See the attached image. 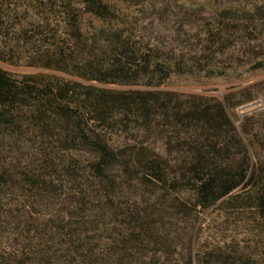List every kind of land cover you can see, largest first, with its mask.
Returning <instances> with one entry per match:
<instances>
[{"label":"trees","instance_id":"1","mask_svg":"<svg viewBox=\"0 0 264 264\" xmlns=\"http://www.w3.org/2000/svg\"><path fill=\"white\" fill-rule=\"evenodd\" d=\"M127 1L83 0L85 13L67 24L75 53L82 56L80 63L65 55L72 46L60 47L59 58L44 67L77 73L90 82L161 86L173 75L196 76L197 71L224 75L205 63L202 54L233 45L236 32L264 29L262 0H187L189 10L204 15L199 45L192 56L167 53L153 37L136 41L132 27L136 19L127 13L135 7L144 15L145 9L156 6L154 2L146 5L145 0H137L124 13ZM85 15L92 20L90 29ZM251 69H264V58ZM43 85L18 82L0 71V127L12 126L17 121L14 110L19 108L28 109L39 127L52 112L75 146L81 141L95 154L88 167L93 180L82 185L84 174L76 173L70 162L57 165L58 158L45 159L41 169L37 162L26 165L15 174L23 178L15 187L22 185L29 193L25 215L16 216L15 210L20 209L3 203L10 172L0 168V264H264V256L248 252L243 245L210 246L200 237L202 215L222 212L245 197L264 217V141L246 125L248 119L237 128L230 115L252 98L234 103L231 96L219 100L171 92L117 94L91 87H83L87 94L78 98L69 85H46V91L41 90ZM70 107L80 112L76 124ZM117 112L137 116L149 122V128L151 119L161 115L171 129L167 157L137 150L122 156L82 128L86 116L106 123ZM251 117H264V113ZM135 181L150 189L155 201L146 194L131 207L122 201L124 188L133 189ZM183 188L186 194L181 193ZM34 195L37 198L29 202ZM181 215L192 218L180 235L173 219ZM181 241L184 250H178Z\"/></svg>","mask_w":264,"mask_h":264},{"label":"rangeland","instance_id":"2","mask_svg":"<svg viewBox=\"0 0 264 264\" xmlns=\"http://www.w3.org/2000/svg\"><path fill=\"white\" fill-rule=\"evenodd\" d=\"M136 1L128 0L126 7L124 3V13L125 8H131ZM151 1L157 7L153 5L150 9H145L144 15L140 12L141 9L135 7L127 11L136 19L132 26L136 41H143L142 36L146 39L153 37V40L159 42V48H165L167 53L176 52L192 56L194 54L192 52L199 45L198 35L203 26V21L201 22L203 14L197 9L189 10L186 6L187 0ZM191 1L198 3L200 0ZM145 2L146 5L150 4V0ZM85 9L83 0H0V71L18 82H44L45 85L41 89L44 91L47 90L46 85L48 87L69 85L78 98L87 94L83 87L117 94L171 92L179 95H203L219 100L231 96L234 103L252 98L254 101L230 111V115L237 128L245 118L248 119L246 125L259 135L261 142L264 141V117H251L254 113L241 116L242 109L251 105H255L256 112L264 113V69H251L252 64L264 58V29L253 34L236 32L233 45L219 53L212 51L202 54L205 63H212L217 68L215 70L224 75L207 76V72L198 71L196 76L173 75L161 86L153 87H146L143 82L138 86L103 84L83 80L77 73L69 74L44 67L45 64L55 62L59 58L60 47L69 49L72 46V50L65 55L67 59L75 60L74 64L80 63L82 56L75 53L72 35L67 33V24L75 22L77 14L81 17ZM85 18L86 27L90 29L92 20L87 15ZM71 68L75 71L77 69ZM70 108L76 124L80 112L75 113L76 110ZM14 112H16L14 119L17 121L12 126L0 127V168L10 172V175L7 174L10 177V185L3 203H8L12 210L20 209L15 210L16 216L25 215L24 205L26 195L29 193L22 185L20 188L15 187V184H20L23 179L15 174L23 172L25 166L33 162H37L40 169L47 158H58L57 165L62 161L70 162L76 168V173L84 174L82 185H89L93 176L90 175L88 167L95 154L84 147L81 141L75 146L70 135L65 132L64 123L60 118L51 112L46 117L47 122L39 127L38 120L28 109L19 108ZM84 119H86L82 125L84 131L88 134L94 132V136H99L107 146L118 150L122 156H130L137 150L147 156L156 152L167 157L166 142L171 129L159 114L151 119L153 120L151 128L149 122L138 119L137 116H124L118 112L106 123L91 121L88 116ZM49 171L52 173V170ZM117 174L115 172V175ZM91 189L95 188L91 186L90 191ZM149 190L135 181L133 189L124 188L125 197L122 201L129 202L131 207L135 201L140 204V196L145 194L155 201L154 196L148 194ZM181 193L186 194L184 188ZM90 194L92 200L94 193ZM34 198H37L36 195L28 201L33 202ZM31 217L36 219V214ZM191 218L182 215L174 217L173 222L180 235L190 225ZM199 222L204 229L200 235L202 242L210 246L218 243L239 244L245 246L248 252L264 256L263 212L256 209L248 197L230 204L222 212L214 211L210 215H202ZM182 244V241L178 243V250L185 249Z\"/></svg>","mask_w":264,"mask_h":264},{"label":"water","instance_id":"3","mask_svg":"<svg viewBox=\"0 0 264 264\" xmlns=\"http://www.w3.org/2000/svg\"><path fill=\"white\" fill-rule=\"evenodd\" d=\"M255 105L247 106L244 109H242V114L241 116H246L255 113L257 110L254 108Z\"/></svg>","mask_w":264,"mask_h":264}]
</instances>
